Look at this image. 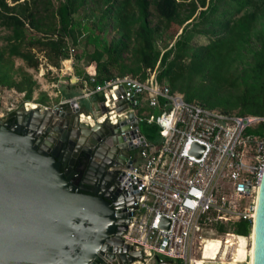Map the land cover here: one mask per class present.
<instances>
[{
    "label": "built area",
    "instance_id": "2783aa9c",
    "mask_svg": "<svg viewBox=\"0 0 264 264\" xmlns=\"http://www.w3.org/2000/svg\"><path fill=\"white\" fill-rule=\"evenodd\" d=\"M72 53L68 48L67 64ZM85 73L86 80L75 79L78 96L51 108H33L73 110L89 128L103 125L101 135L92 138L121 159L109 169L116 172L117 195L110 201L114 229L95 253L97 264H249L248 256L236 258L234 247L226 243L228 236H238L218 234L216 227L240 220L252 223L264 138L247 130L264 117L186 102L158 82L155 71L143 81L123 76L102 84L95 82L91 67ZM61 76L54 89L65 85ZM79 100L88 102L89 112L79 107ZM91 101L104 112L95 111ZM21 106L33 109L28 103ZM142 123L157 127L154 142L140 134ZM208 241L219 245L204 255Z\"/></svg>",
    "mask_w": 264,
    "mask_h": 264
},
{
    "label": "trees",
    "instance_id": "16d2710c",
    "mask_svg": "<svg viewBox=\"0 0 264 264\" xmlns=\"http://www.w3.org/2000/svg\"><path fill=\"white\" fill-rule=\"evenodd\" d=\"M78 10L90 25L73 18ZM171 26L176 31L168 35ZM0 28V90L14 89L26 101L35 83L13 60L35 70L37 49L57 67L82 38L92 51L75 55L85 65L74 68L78 80L87 79L85 67L97 84L123 76L143 81L155 71L156 80L186 102L264 117V0H0ZM161 36L174 40L159 48ZM194 36L207 42L196 45ZM138 130L146 141L157 139L153 124H139ZM247 133L264 138V122ZM250 227L240 220L216 231L246 237Z\"/></svg>",
    "mask_w": 264,
    "mask_h": 264
},
{
    "label": "water",
    "instance_id": "95a60500",
    "mask_svg": "<svg viewBox=\"0 0 264 264\" xmlns=\"http://www.w3.org/2000/svg\"><path fill=\"white\" fill-rule=\"evenodd\" d=\"M16 112L15 121H0V264H97L114 229L110 200L77 192L54 152L70 141L58 136L61 128L90 140L104 126L89 128L73 110ZM254 215L252 264H264V167Z\"/></svg>",
    "mask_w": 264,
    "mask_h": 264
},
{
    "label": "rangeland",
    "instance_id": "374dc122",
    "mask_svg": "<svg viewBox=\"0 0 264 264\" xmlns=\"http://www.w3.org/2000/svg\"><path fill=\"white\" fill-rule=\"evenodd\" d=\"M100 10L101 9L96 10V14H99ZM85 13H87V11ZM73 18L80 21L86 20L88 25L91 24V19H87L86 15L81 10H78V12L73 16ZM175 31L176 28L174 26H171L170 29H168V31L166 32V34L171 35L174 34ZM4 34L5 31L0 28V38L4 36ZM106 34L107 38H110L113 35V31L108 29ZM176 34H178V32ZM173 40L174 38L172 40H168V38H166L165 36H161L157 39V45L159 48H162V45L165 44L168 46L172 43ZM192 42L196 45H203L207 42V40L206 38L200 36H194ZM1 43L2 41L0 40V44ZM69 47L72 48V46ZM91 51L92 47L90 45H84L83 39L81 38L79 44L73 47V53L71 55V58L69 59L71 62L69 64L64 61H61L59 62L57 67L50 66L47 60L44 58L43 52H40L37 49L32 50V52L37 57L39 63L37 69L35 70L26 68L19 59H14V68H21L25 73L29 74L31 76L32 81H34L35 83V87L32 91L30 101H26L24 99L23 93H18L14 89L1 88L0 115L2 114V116L0 117V121L5 120L10 114L18 110V108L23 103H28L30 105L34 104L39 107L45 106L51 108L60 101H65L73 96H78L80 94L78 85L76 84L75 87L72 86V84L75 83V79H77L76 75L74 74V68H78L79 70H81L82 68H84L85 65L82 60L76 61L75 55L81 53L88 54ZM67 67L70 68L67 69ZM60 74H62L61 81H64L65 85H56V89H54L52 85L56 83ZM78 104L79 107L85 112H89V105L87 101L79 100ZM254 145V143L251 144L252 149L254 148ZM250 234L251 232H249V235ZM248 236H246L245 238L247 239ZM247 243H249L248 240Z\"/></svg>",
    "mask_w": 264,
    "mask_h": 264
},
{
    "label": "flooded vegetation",
    "instance_id": "af4514ba",
    "mask_svg": "<svg viewBox=\"0 0 264 264\" xmlns=\"http://www.w3.org/2000/svg\"><path fill=\"white\" fill-rule=\"evenodd\" d=\"M16 111L3 121H15L19 117ZM22 129L19 127V131ZM58 136L68 137L71 142L59 143L54 152L61 155L62 170L69 184L79 193L113 200L117 195L116 172L109 169L121 159L115 158L112 150L106 152L104 143H98L94 138L84 139L75 130L61 128Z\"/></svg>",
    "mask_w": 264,
    "mask_h": 264
},
{
    "label": "bare ground",
    "instance_id": "6f19581e",
    "mask_svg": "<svg viewBox=\"0 0 264 264\" xmlns=\"http://www.w3.org/2000/svg\"><path fill=\"white\" fill-rule=\"evenodd\" d=\"M68 66V65H67ZM33 105H30V108H33ZM255 215H253V219H254ZM253 221V220H252ZM229 240H227L226 243H229V245L233 246L235 249V255L236 258H243V256H248L249 257V264H252V254H253V233L251 231V234L247 237V239H243L242 237H234L231 238L229 237ZM248 242L250 243H247ZM217 245H219L217 242H213V241H208L205 243V252L204 255L207 254L206 250L210 249L212 247H216Z\"/></svg>",
    "mask_w": 264,
    "mask_h": 264
},
{
    "label": "crops",
    "instance_id": "0c3cea01",
    "mask_svg": "<svg viewBox=\"0 0 264 264\" xmlns=\"http://www.w3.org/2000/svg\"><path fill=\"white\" fill-rule=\"evenodd\" d=\"M66 65H67V64H66ZM69 68H70V67H67V69H69ZM67 69H66V70H67ZM91 70H92V68H91ZM67 71H68V70H67ZM78 88H79V86H78ZM91 102L94 103V101H91ZM92 105H93V104H92ZM65 109H66V108H65Z\"/></svg>",
    "mask_w": 264,
    "mask_h": 264
}]
</instances>
